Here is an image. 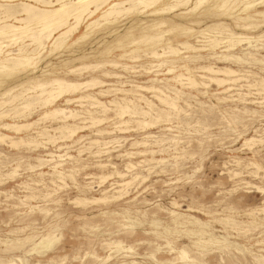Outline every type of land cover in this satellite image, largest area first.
Returning a JSON list of instances; mask_svg holds the SVG:
<instances>
[{"label":"rangeland","instance_id":"rangeland-1","mask_svg":"<svg viewBox=\"0 0 264 264\" xmlns=\"http://www.w3.org/2000/svg\"><path fill=\"white\" fill-rule=\"evenodd\" d=\"M195 1L109 22L98 12L99 26L83 22L60 48L31 52L26 65L5 64L18 67L0 73V94L12 89L0 103L14 99L0 107V135L7 136L0 141V264H264V94L253 86L264 80V6L258 0L243 10L244 1L226 0L220 8L224 0H205L188 11ZM162 19L167 25L156 27ZM185 28H208L218 43L185 35L173 42L197 49L160 58L149 51L161 54L168 36L141 41ZM240 35L251 40L236 41ZM18 45L1 57H17ZM203 66L229 68L239 80L196 89L173 79ZM55 79L82 85L52 101L42 94L50 87L35 82ZM140 87L161 90L177 113H165L166 105ZM89 95L112 113L130 101V109L149 114L150 102L162 121L134 130L113 117L88 128L90 119L104 118L91 101H78ZM71 115L84 117L85 127L67 138L58 128L72 124ZM8 125L24 127L12 132Z\"/></svg>","mask_w":264,"mask_h":264},{"label":"bare ground","instance_id":"bare-ground-1","mask_svg":"<svg viewBox=\"0 0 264 264\" xmlns=\"http://www.w3.org/2000/svg\"><path fill=\"white\" fill-rule=\"evenodd\" d=\"M0 1H2V3H0V73H1L3 71H12V69H14L15 67H18V66H12V65H11L12 67H7L5 64L8 63L10 60L18 59L19 61L23 62V64L21 63V65H26V63L30 59L29 54L31 52L34 55H39L45 47L46 48L49 47L50 50H55V49L60 48L62 46V44L70 36H73L74 33L77 32L78 28L80 27V25L83 22L92 20L86 27H88V26H95V27L99 26L98 19H93L95 14L98 12H101L100 18H103L105 22H109L112 19L117 20L122 15L128 14V13H134V14L135 13L136 14L149 13V14H160V15H162L166 11H169L175 7L187 5V3L190 0H171L174 3L172 5H170V4L166 5L165 0H27L29 2H33L34 4H29V3L11 4V3H13V1H16V0H0ZM204 1L205 0H196L192 4V7L188 11H193L194 9L198 8V6L200 4H202ZM242 1H244V4H246V6L243 8V10L256 7L258 4H261V7L264 6V5H262L264 3V0L260 1L259 3L257 2L258 4H256V5H254L253 2L258 1V0H252V1L242 0ZM245 1H248V2H245ZM225 2H226V0H224L219 7L220 8L223 7L225 5ZM261 16L264 17V13H261ZM164 25H167L166 19H162L161 22H158L156 24V27H161ZM242 27L244 29L249 30V29H253L252 27H254V28L258 27V25L254 24V26H251V24H246V25H242ZM207 29L208 28H203L202 30H193L191 28H185L184 30H181L180 32H175L171 29H167L166 31H162V32L160 31V33L155 35V36H151V37L141 39V41L150 42V41L158 40L160 37L168 36V42H166L164 47H162V49H161L162 53L161 54H158L156 52V49H152L151 51H149V54L151 56H156V57H160V58L161 57H164V58L165 57H171V56L172 57H178L181 54L180 48L182 50H186V51L187 50L192 51V50H195L197 48L192 46V45H189L187 42H184V43H178L179 41L173 42L174 41L173 39H177V38L183 37L185 35L190 36L191 34H193L194 36L196 35L194 37L195 39H197L199 37L206 39L205 41H202V42H204V44L205 43L208 44L210 47H213L214 44H217L219 37L213 36V35L208 36L209 32L207 31ZM227 36H228V34H227ZM259 37H261V36H259ZM225 39H224V41H226ZM235 39L238 42H241V41H248L249 42V40H251L250 37H246L244 35H240V36H238V38H235ZM25 41H29V43L24 44ZM197 42H200V41H197ZM17 43H19L17 49L15 50V55L17 57H15V58L9 57L8 58L9 53H6V57H1L3 52L6 50L5 48H7L10 45L14 46V44H17ZM28 46H33V49L29 50L27 48ZM227 46H230V44ZM203 49H201V50H203ZM10 53H11V51H10ZM166 55H168V56H166ZM179 59H181V58H179ZM163 64H164V62H161L160 64H157L156 66H161ZM9 66H10V64H9ZM195 69H199V70H202L204 72H207L209 75H211V77L203 78V79H206V81L205 80L203 81L202 76H201L200 78L202 80H198V79H196V76L194 75ZM196 71H198V70H196ZM170 72H171L170 69H168L166 71V73H170ZM185 72L188 74V77L184 78L182 75H178V76H175L173 79L177 83H179L180 86L181 85L182 86H189V87L196 88V89L197 88H203L204 89L210 84H212L211 87H213V85L215 87L216 86L222 87V85L223 86L226 84L229 85L230 83H234L237 80H239V78H236V75H235L236 72H234L233 70H231L229 68H213L210 66H203V67H199V68L186 67ZM98 82H93L89 86H95L97 84H101ZM89 83H91V82H89ZM35 84H37V86L40 87V89L41 88L46 89V88L50 87L49 91H46V90H44V92L42 90L41 91L43 92L42 94H46L47 97L49 98V100H52V101H54L55 99H58L60 96H63V94L73 93V92L75 93V91L79 90V87L82 85V84L68 83V82L61 80V79H55V80H51V81H37V82H35ZM253 86H257V88L264 94V80L263 81L260 80V82H258L256 85H253ZM140 88H143V87H140ZM184 88H188V87H184ZM207 88H209V87H207ZM134 89H135V87H134ZM143 89L150 91L153 94V96L159 100V102H162L163 104L166 105L167 110L165 111V113H167L168 111H176V113H177L179 107L175 105L176 101L175 102H173L172 100L167 101L168 97L161 90H159L156 87H146ZM11 90L12 89H9L7 91L2 92L0 94V96L3 97L5 95H7L8 93L11 92ZM211 95H213V94H211ZM214 95H215V93H214ZM15 99H17V98H15ZM83 99H87V100L91 101V104H89V105H91V106L95 105L97 108H100L101 112L104 114L103 119H96V118L90 119L89 118L91 121L89 122L90 124H89L88 128L93 127V126L103 122V120H107V119H110L113 117H115V119H117L116 124L124 126V127H129V124L132 123L131 127L134 130L136 128H148L149 129L150 125H152V126H150V128H151V127H153V124L155 125L156 123L158 124V122L162 121V120H160L161 118L157 112H155L153 114L155 109H153V105L150 102H146V105H148L150 110L153 111L149 114L144 113L143 111L139 112L135 109L132 110V108L130 109L129 105H128V104H130L129 103L130 101L126 102L124 107H119L118 110L115 109L116 110L115 113H112L111 110L105 109L101 103L96 101L93 96L89 95V96H85V97H80L78 99V101L79 100L81 101ZM13 100L8 99L6 101H2L0 103V107H3L6 104H8V105L11 104ZM70 101H72V100L68 99L65 102H70ZM112 103H114V102H112ZM8 105H6V106H8ZM60 112H61V110H60ZM53 113H54V111H53ZM56 113H57V111H56ZM91 113L92 112H90V111H85L86 116L87 115L90 116ZM2 114H4V113L0 112V117L2 116ZM124 114H128V115H124ZM73 115H71L73 120H74V122L72 124H66L64 122L65 124H63L62 126H60L58 128L59 131H64L67 138H70L78 130H81L85 127V126H81V123H83L85 121V118L79 117L77 115H75V116H73ZM123 115L125 117L128 116V119L126 121H124V119L122 118ZM143 115L144 116L148 115V119L150 118V120L146 121L145 119H147V118H145L146 116L144 117ZM68 117H70V116H67L65 118H68ZM130 119H134V120L132 121ZM22 127H24V126L23 125H19V126L8 125V126H5V129L8 128L12 132H18V131H21L20 129ZM8 129H6V130H8ZM130 129H128V130H130ZM6 137L0 135V141L5 139ZM101 142L102 141H99V143H101ZM34 143H35V141H34ZM102 143H104V142H102ZM88 144L90 146L98 145V143L96 141H91V142L89 141ZM145 144H147L146 141L141 142V145H145ZM10 145L11 146H17L18 142H11L10 141ZM88 150H89V148H88ZM143 152H145V151H141L140 153H143ZM151 153H153V151H151ZM151 161H153V160H151ZM145 162H148V161H145ZM37 167H39V166H37ZM258 170H260V169H258ZM15 173H16V171H15ZM105 179L106 178H102L101 181H104ZM128 185H129L128 182L122 183L121 185H117L118 187H120V189L116 190V192L119 194H122V192L124 190L122 187L127 188ZM103 200H108V198L103 197L96 202H101ZM226 221H228V220L226 219ZM197 241H199V239ZM50 244H51L50 241H47L45 244L41 243L43 248H47ZM178 255L181 258L186 259L185 256L187 254L185 253V251L183 249H181L178 252Z\"/></svg>","mask_w":264,"mask_h":264}]
</instances>
